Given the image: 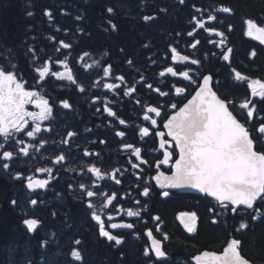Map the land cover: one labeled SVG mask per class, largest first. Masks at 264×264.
Instances as JSON below:
<instances>
[{"label":"trees","instance_id":"1","mask_svg":"<svg viewBox=\"0 0 264 264\" xmlns=\"http://www.w3.org/2000/svg\"><path fill=\"white\" fill-rule=\"evenodd\" d=\"M221 6L231 7L233 12L214 11ZM109 7L114 10L112 13L107 12ZM196 7L204 11L197 13ZM46 10L52 12V19L44 14ZM28 12L33 15L29 16ZM208 14L216 15L218 20L208 22ZM193 15L205 20L206 27L224 31L225 44L213 47L207 41L218 42L221 38L198 28L195 37H189L187 33L193 31ZM144 16L155 19L145 21ZM247 18L264 23V0H185L184 4L179 0H0V65L7 68L9 62L15 64L27 86H35L36 68L49 62L55 64L54 70L60 71L64 68L56 58L64 60L66 56L75 79L85 81L97 76L102 83L73 86L46 77L39 83L47 94L68 96L74 102V97L101 93L107 98L128 97L125 103L134 105H137L136 98L141 101L147 94L150 103L158 105L161 96L155 89L159 87L168 92L173 83L182 81L167 73L161 77L159 73L168 66L176 67L177 71L187 68V64L172 62L170 49L176 47L177 51L201 61L200 65L191 66L192 69L198 68L205 75L210 73L214 82H220L219 88H214L222 98L233 101L237 108L245 100L256 102L253 117L256 120L264 117V103L251 95L247 83L252 79L264 82V44L245 34ZM109 21L117 26L116 30H111ZM228 25L232 26L230 32ZM61 39L73 45L71 49H61L63 55L55 51ZM195 40L201 44L193 49L191 43ZM227 48L233 51L230 60L223 61L221 53ZM252 51L257 53L256 57L250 55ZM85 52L89 53L86 57ZM127 60L134 63L128 65ZM93 61L101 63L91 69L83 67ZM109 64L113 66L114 76H125L120 90L103 87V83L120 84L113 76H103L102 68ZM232 69L246 75L248 81H235ZM148 84L153 88L149 89ZM80 87L85 91H78ZM128 87H135L136 91L124 96L123 91ZM10 169L11 172L0 168V264H81L71 257L73 249L82 252V264H193L190 261L193 255L205 249L220 251L233 235L242 241L245 257L254 264H264V215L256 221L251 216L231 213L217 217L208 211L215 204L209 197L198 203L183 197L179 202L184 205L177 204L173 210H197L200 224L195 232L189 233L174 222L175 213L166 215L158 211L170 234L166 244L170 259L158 263L150 252L149 256L144 255L148 239L142 231L135 237L126 236L121 245L99 237L90 211L82 201L69 196L65 181L55 180L53 192L44 191L43 198H37L38 203L33 206L30 203L33 198L28 199L22 191L23 181L14 178L20 172L17 159L10 163ZM12 200L17 204L13 205ZM27 217L40 220L36 231L29 232L23 225ZM242 219L249 227L237 233ZM77 239L82 241L81 245L74 243ZM44 241L48 243L45 245Z\"/></svg>","mask_w":264,"mask_h":264},{"label":"snow or ice","instance_id":"2","mask_svg":"<svg viewBox=\"0 0 264 264\" xmlns=\"http://www.w3.org/2000/svg\"><path fill=\"white\" fill-rule=\"evenodd\" d=\"M179 2L184 4L185 0H179ZM113 11L111 7L107 9L108 13ZM202 11L204 10L196 7L197 13ZM214 11L232 13L233 9L228 6H221ZM27 14L29 16L33 15L32 12ZM44 14L50 19L53 18L51 11L46 10ZM80 18L77 17V19ZM143 19L148 21L155 19V17L144 16ZM217 20L218 17L216 15H207L208 22ZM192 21L194 22L192 25L193 31L187 33L189 37L194 38L195 30L198 28L221 38L218 42L215 40L207 41L213 47L225 44L224 31L217 30L212 26L206 27L205 20L198 19L196 15H193ZM109 24L111 30H116L117 26L115 24H112L111 21H109ZM244 24L247 29L245 34L264 44V23L247 18L244 20ZM231 30L232 26L228 25V31L230 32ZM52 39L55 40L56 37L53 36ZM200 44L201 41L195 40L194 43H191V48L196 49L197 45ZM59 45V48H55L56 52L73 47L72 44L62 39L59 40ZM232 51V48H228L226 52H222V60L229 61ZM170 52L173 61L177 59L185 62L189 61V56L179 55L176 47H171ZM61 55H63L62 52ZM83 55L86 57L89 53L85 52ZM250 55L256 57L257 53L252 51ZM56 60L63 66L64 71H56L54 70L55 64L45 62L42 67L35 69L36 73H38V80L35 86L28 85L27 87L22 74L17 73L15 64L9 62L7 68L0 65V168L4 170L11 172L10 163L21 156H30V148H35L36 151H39L46 143L40 138L42 123L53 118V107L50 105L49 99L45 98L48 94L43 90L39 82L45 81L46 77H54L59 81L66 80L71 82V84L77 83L69 67L67 57L65 56L64 60H60L57 57ZM100 63V61H93V64H85L83 67L91 69L93 65H99ZM133 63L132 60H127L128 65ZM200 64L201 61L199 59H191L190 63L186 65L188 70L179 72L174 67H165L164 71L159 73L161 77H165L166 73L170 74L171 77H182V81L173 83L168 92L162 91L159 87L155 89L161 97H165L170 103H165L162 107L148 106L146 110L141 109L144 111L143 121L150 123L148 126L139 127V134L141 137H150L151 129V136L158 138V146L162 150L161 154L163 157L155 162L156 174L152 177L155 184L151 187L158 188L160 190L158 194L162 197H168L171 190L174 189H192L205 194V196L215 201V204L208 209L214 216L218 217L225 213H231L251 216L252 220H256L264 215V150H260L264 149V117L253 119L254 112L257 111L256 102L254 101L245 100L237 108L233 101L219 96L214 87L219 88L220 82H214L212 75H205L198 68L192 69L191 67ZM112 69L113 66L111 64L103 67V76H113L120 84L103 83V87L108 90H120V86L125 83V76H114ZM232 71L235 81H248L249 78L240 71L236 69H232ZM95 83L99 85L102 81H96ZM144 83L147 82L144 81ZM178 84H183V86H177ZM147 87L152 89L153 85L148 84ZM165 87H168V85L165 84ZM247 88L251 90L253 97H259L260 103H264V82L252 79L247 83ZM79 91L84 92L85 89L80 87ZM135 91V87H128L126 91H123V95L130 96ZM193 91L194 95L192 94ZM186 92L187 95H185ZM189 96L191 97L190 99L188 98ZM177 100H186L187 102L178 108V104L175 102ZM59 103L64 109L71 108L67 99L60 100ZM137 103H140V101H137ZM53 104H55V100H53ZM250 104L252 105L251 107ZM27 105L34 106L37 111L27 110ZM177 108L178 110L174 114L168 115L169 109ZM96 111L100 112L101 110L97 108ZM103 111L108 116H116V112L107 104L104 106ZM234 112L236 115L233 114ZM150 114H154L155 118ZM125 123L124 119L119 120L120 125ZM76 135L77 133L75 132H67V139H64L62 143L68 144L69 140ZM116 135L123 138L125 131H118ZM23 136L37 140L39 147L34 144H27L22 138ZM166 137L171 139L169 140ZM100 143H104V141H100ZM125 147L130 149L132 145H125ZM177 152L178 158L173 163V157ZM84 155L88 156L90 153L85 150ZM132 155L140 159L141 148L136 147ZM65 159V155H59L54 163L60 164ZM141 163H148V161L143 160ZM165 165H171L168 169L171 172L170 175L166 174L165 171H160L161 167ZM139 166L136 163H132L133 168H138ZM68 170L75 171V169L71 168ZM36 171L51 175L53 169L41 167L37 168ZM87 172L94 174L98 180H104L101 169L98 167L90 166L87 168ZM14 178L20 180L22 179V174L17 172ZM112 179H115L117 185L121 183L119 179L115 178V173L112 174ZM48 184L49 180L47 179L34 180L32 177H27L26 187L35 192L36 189L46 188ZM79 189L82 198H94L98 194L102 195L103 199L99 207L91 199H88L86 201L87 210H90L91 217L98 226L99 237L106 238L107 241L114 242L115 245H121L122 239L118 235H114L111 230L133 229L134 224L113 222L116 217L112 214H108L105 220L101 214L103 210H108L109 206L117 214L125 211L117 208L116 204H114V201L117 204L119 203L120 198H118L117 193H102L101 189L95 184L89 188L84 183H80ZM150 192L151 188L149 186H143L140 195L149 197ZM11 203L16 205L17 201L12 200ZM30 203L35 206L38 200L31 199ZM136 204H140V201L137 200ZM143 208L146 211L147 205L145 204ZM126 215L127 217L139 218L141 217V210L127 208ZM178 218L189 233L196 231L197 215L195 212L180 213ZM153 219L159 221L160 217L155 216ZM215 222L213 220V223ZM23 223L29 232L36 231L40 225V221L35 218H26ZM247 227H249L248 223L242 219L236 231L240 233L241 230ZM159 230L157 225L156 231ZM146 235L151 242V251L155 254V257L164 258L166 252L162 250L161 240L154 238L151 229L147 230ZM163 238L167 240L168 236L165 235ZM47 243L48 241H44L45 245ZM74 243L81 245L82 241L77 239ZM241 248V240L233 238L228 241L222 254L204 251L199 255H195L193 259L195 264H251V261L241 254ZM70 255L75 261L82 264L83 256L80 250L73 249ZM144 255L149 256V248L146 247L144 249Z\"/></svg>","mask_w":264,"mask_h":264},{"label":"flooded vegetation","instance_id":"3","mask_svg":"<svg viewBox=\"0 0 264 264\" xmlns=\"http://www.w3.org/2000/svg\"><path fill=\"white\" fill-rule=\"evenodd\" d=\"M250 38L257 40L254 37ZM175 64L177 65V63ZM174 69H176V67H174ZM185 70L188 69L185 68ZM72 73L74 76L75 73L73 70ZM177 77L182 79V77ZM76 81V84L82 85V83H85L86 85L87 82L101 81V79L100 77L95 76L94 79L91 80L78 81L76 79ZM61 82L63 84L75 86V84H71V82L66 80ZM45 98L49 99V103L53 107V118L42 123V133L40 134V138L46 141V143L42 148H40L39 151H36L35 148H30V156H21L17 159L19 163V173L22 174L21 181H23L21 188L22 191H24V193L27 195L28 199H37L39 197L43 198L44 191L50 192L51 194L53 192V184L55 180H61L62 182L65 181L67 187L66 190L69 196L73 195L77 200L80 202L82 201L85 207H87L86 201L88 199H91L92 202L96 204L97 207H99L102 203L103 197L101 194H98V196L94 198H82L81 191L79 189L80 183H84L89 188L95 184L101 189L102 193L111 194L112 192H116L118 198L120 199L118 204L116 201H114V204H116L117 208L124 209L125 211L117 214V212L113 210L111 206H109L108 210H103L101 212L102 218L106 220L107 215L112 214L116 217L113 222L133 223L134 228L113 229L111 230L112 233L114 235H118L123 241L126 236L135 237L139 235V232L141 231L146 234L147 230L151 229L153 231V236L161 240L162 248L168 257L166 259L156 258L155 254L151 251L150 240L147 237V248H149V252L153 255L155 261L158 263L170 259V255L166 250L168 239L164 240L163 238L165 235H167L169 238L170 234L167 230L165 221L157 212L162 211L163 214L165 213L166 215L175 213L173 217L174 222L185 231L187 230L180 223L178 218L179 214L184 212H195L197 215V230L201 220L197 210L183 208L182 210H177L176 212V210H173V207L177 204H181L183 206L184 204L182 201L179 202L183 197L187 199H193L196 201V203H198V201L203 202L207 196L171 190L168 197H162L158 194L160 191L158 188L151 187L155 184L154 179H152V177H154L156 174L155 162L159 159H162L163 157L161 154L162 150H160L158 146V138L151 136V129L150 137H141L139 134V127L148 126L150 123L143 121L144 111L141 109L146 110L148 106L154 105L151 104L147 99V94L146 97L143 99L141 98V101L138 98L134 100L137 105H134L132 102L125 103L124 100L130 99L128 97L119 98L118 96L114 95L107 98L102 97L101 93L90 96L80 95L74 97L75 99L71 98L74 100V102H72L68 96L61 98L59 96L57 97L48 94ZM64 99L69 101L71 108L64 109L60 105L59 101ZM53 100H55V104H53ZM137 101H140V103H137ZM185 101L181 102L177 100L175 102L178 104L179 108ZM165 103L170 102L165 97H161L160 102L155 106L162 107V105ZM106 104L110 106L114 112H116L115 117L108 116V114L103 111V108ZM26 108L29 111H37V109H35L32 105H27ZM97 108H99L101 111L97 112ZM177 109H169L168 115L170 116ZM150 115L155 118L154 114ZM120 119H124L126 123L124 125H120ZM69 131L75 132L77 135L71 138L68 144H63L62 141L67 139V132ZM118 131H125V136L123 138L117 136L116 132ZM22 138L27 144H34L39 147L37 140L28 138L27 136H23ZM166 138L170 140V137ZM100 141H104V143H100ZM125 145H132V148H126ZM136 147L141 148L140 159H137L132 155ZM85 150H87L90 155L85 156ZM59 155H65L66 159L60 164L54 163L56 157ZM176 158H178V152L173 157V163ZM143 160L148 161V163H141ZM132 163H136L140 166L138 168H133ZM90 166L100 168L101 173L104 176V180H98L94 174L88 173L87 168ZM41 167L53 169L52 174L49 175L48 173L37 172L36 169ZM170 167L171 165L162 166L160 171H165L166 174L170 175L171 172L168 171ZM70 168L75 169V171H69L68 169ZM113 173H115V178L121 181L119 185L115 183V179H112ZM27 177H32L34 180L47 179L49 180V184L46 186V188L36 189L35 192H33L26 187ZM89 177H91V179H89ZM69 185H71V187H69ZM137 185H139V187H137ZM143 186H149L151 188L149 197H143L140 195ZM137 200L140 201V204H136ZM145 204L147 205L146 211L143 208ZM165 204L170 206L166 207L167 205L164 206ZM127 208L141 210V217H127ZM29 211L33 213V211L30 209ZM155 216H159L160 220H154L153 217ZM157 225L159 226V231H156ZM224 230H226V228H224L223 231ZM233 238L237 237L233 235L228 239V241ZM228 241L226 244H224L220 251H211L221 252L224 247L227 246ZM242 255L244 256L243 253Z\"/></svg>","mask_w":264,"mask_h":264},{"label":"water","instance_id":"4","mask_svg":"<svg viewBox=\"0 0 264 264\" xmlns=\"http://www.w3.org/2000/svg\"><path fill=\"white\" fill-rule=\"evenodd\" d=\"M179 55H181V56H183V55H187V54H184V53H179ZM192 58L189 56V61L188 62H185V61H182V60H179V59H177V60H175V61H173L174 63H180V64H186V63H190V60H191ZM61 71H64V69L63 70H61ZM206 75H211L210 73H208V74H206ZM213 81H214V78H213ZM214 90H215V88H214ZM193 95L195 94L194 92L192 93ZM217 94H218V92H217ZM219 95V94H218ZM220 96V95H219ZM191 97L189 96V99H190ZM187 101H185L184 103H186ZM152 106H155V105H152ZM183 106V104L180 106V107H182ZM178 110V109H177ZM176 110V111H177ZM231 110V109H230ZM175 112V111H174ZM174 112L172 113V114H174ZM171 114V115H172ZM234 115H235V113H233ZM171 139V138H170ZM174 191H179V192H183V193H193V194H199V195H202V196H205V194H203V193H199V192H197V191H195V190H192V189H174ZM212 199V198H211ZM27 218H35V219H37L36 217H27ZM39 220V219H38ZM40 221V220H39ZM23 225H24V223H23ZM40 225H41V222H40ZM40 225L38 226V228L40 227ZM25 227H26V225H24ZM27 228V227H26ZM155 238V237H154ZM157 239V238H156ZM161 246H162V244H161ZM150 247H151V242H150ZM225 248V247H224ZM162 250H163V248H162ZM204 251H209V252H216V251H211V250H203L202 252H204ZM202 252H200V253H197L196 255H199V254H201ZM222 252H223V250L221 251V252H216L217 254H222ZM242 254V253H241ZM195 256V255H194ZM194 256H192L191 257V261H192V263L193 264H195V261H194V259H193V257ZM168 257V255H166L164 258H159V259H166ZM245 257V256H244ZM246 258V257H245ZM247 259V258H246ZM249 260V259H248ZM250 261V260H249ZM251 264H254L252 261H251Z\"/></svg>","mask_w":264,"mask_h":264},{"label":"rangeland","instance_id":"5","mask_svg":"<svg viewBox=\"0 0 264 264\" xmlns=\"http://www.w3.org/2000/svg\"><path fill=\"white\" fill-rule=\"evenodd\" d=\"M262 82V81H261Z\"/></svg>","mask_w":264,"mask_h":264}]
</instances>
